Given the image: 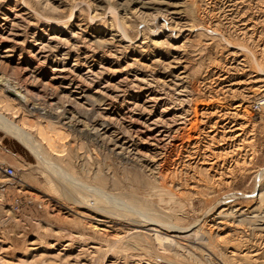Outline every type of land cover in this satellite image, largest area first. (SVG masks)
Instances as JSON below:
<instances>
[{"label": "rangeland", "instance_id": "374dc122", "mask_svg": "<svg viewBox=\"0 0 264 264\" xmlns=\"http://www.w3.org/2000/svg\"><path fill=\"white\" fill-rule=\"evenodd\" d=\"M0 262L264 264V0H0Z\"/></svg>", "mask_w": 264, "mask_h": 264}, {"label": "built area", "instance_id": "2783aa9c", "mask_svg": "<svg viewBox=\"0 0 264 264\" xmlns=\"http://www.w3.org/2000/svg\"><path fill=\"white\" fill-rule=\"evenodd\" d=\"M254 106H255V104H254ZM2 172H3V175L5 176V177H7V178H11V177H13V170H12V168L11 167H4L3 169H2Z\"/></svg>", "mask_w": 264, "mask_h": 264}, {"label": "bare ground", "instance_id": "6f19581e", "mask_svg": "<svg viewBox=\"0 0 264 264\" xmlns=\"http://www.w3.org/2000/svg\"><path fill=\"white\" fill-rule=\"evenodd\" d=\"M1 92H4L5 94L7 95H10V96H13V97H17L19 98V96L15 95L14 92L12 93L11 91L7 90V89H4L1 91ZM12 93V94H11ZM3 94V93H2ZM20 100H22V98H19ZM14 100V99H13ZM50 129V128H49ZM54 129V128H53ZM46 142H49V143H52V141L48 140V138H46ZM56 142V141H54ZM53 142V144H54ZM55 145V144H54ZM61 148V147H60ZM4 262H0V264H3Z\"/></svg>", "mask_w": 264, "mask_h": 264}]
</instances>
